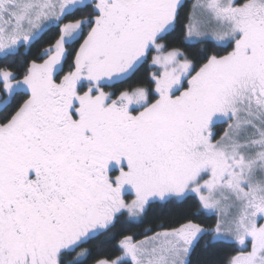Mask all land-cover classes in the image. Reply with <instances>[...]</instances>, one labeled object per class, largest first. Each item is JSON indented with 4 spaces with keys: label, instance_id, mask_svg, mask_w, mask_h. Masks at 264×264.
Listing matches in <instances>:
<instances>
[{
    "label": "snow or ice",
    "instance_id": "1",
    "mask_svg": "<svg viewBox=\"0 0 264 264\" xmlns=\"http://www.w3.org/2000/svg\"><path fill=\"white\" fill-rule=\"evenodd\" d=\"M186 7L0 0V264H264V0Z\"/></svg>",
    "mask_w": 264,
    "mask_h": 264
},
{
    "label": "trees",
    "instance_id": "2",
    "mask_svg": "<svg viewBox=\"0 0 264 264\" xmlns=\"http://www.w3.org/2000/svg\"><path fill=\"white\" fill-rule=\"evenodd\" d=\"M193 0H185V4L188 6L185 8V13L189 10L191 3ZM186 208L188 206H185ZM181 210L179 209H165V210H159L157 213V216L149 217L148 220H146L143 224L136 225L132 227V233L136 234L139 238H142V234L146 228L155 227V223L157 222V218L159 216H163V218L171 223L173 222L169 217L176 218L178 217V214ZM204 257V253L202 248L198 249L196 253L191 257L193 264H198V261L202 260Z\"/></svg>",
    "mask_w": 264,
    "mask_h": 264
}]
</instances>
